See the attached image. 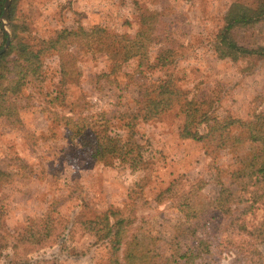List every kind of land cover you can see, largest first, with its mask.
<instances>
[{
	"label": "rangeland",
	"instance_id": "374dc122",
	"mask_svg": "<svg viewBox=\"0 0 264 264\" xmlns=\"http://www.w3.org/2000/svg\"><path fill=\"white\" fill-rule=\"evenodd\" d=\"M12 1L0 17V49L2 28L11 43L38 49L64 30L103 27L142 42L147 56L117 67L105 48L77 36L48 50L39 78L8 94L17 113L0 115V264H107L110 243L86 222L108 209L131 221L117 252L121 262L127 240L137 236L154 242L158 264H176V243L201 210L210 248L190 264H264V241L248 233L264 218V190L234 175L250 146L180 135L185 100L200 101L222 120L264 112V51L235 59L219 53L221 32L237 13L252 20L234 27L233 39L264 48V0H16L11 11ZM10 46L0 66L15 56ZM169 77L178 102L153 119L134 120L140 167L94 158L69 138L66 116L92 124L89 141L108 126L127 137L124 124L140 113L142 94L153 97L158 80ZM225 188L234 194L230 214L216 207Z\"/></svg>",
	"mask_w": 264,
	"mask_h": 264
},
{
	"label": "trees",
	"instance_id": "16d2710c",
	"mask_svg": "<svg viewBox=\"0 0 264 264\" xmlns=\"http://www.w3.org/2000/svg\"><path fill=\"white\" fill-rule=\"evenodd\" d=\"M6 0H0V17L3 14ZM16 0L12 1L10 10L14 7ZM252 16L247 13H237L229 19L226 26L221 32L222 46L219 49L221 57L238 58V55L263 53L264 48L260 51L246 48L239 45L232 37V29L241 24L251 23ZM1 25V22H0ZM4 39H7V32L1 29ZM82 36L87 45L92 47L93 43L97 46L105 48L111 58L114 59V66H120L122 62L128 61L133 57L139 59L146 58L142 42L130 44V40L121 36L112 37L106 33L103 27H95L88 30H64L43 45L36 49L33 46L22 42L13 41L10 49L15 53L0 66V80L6 79L7 83L0 82V115L11 117L16 112V107L9 98V93H19L25 85L39 78L42 68V57L50 49L61 50L65 45L64 41L70 38ZM112 37V39H111ZM126 40V42H125ZM118 43L119 45H115ZM4 55V54H3ZM2 55V56H3ZM164 66V63L162 64ZM115 68V67H114ZM64 71V68L62 69ZM114 70V69H113ZM11 74V75H9ZM9 75V76H7ZM157 89L153 97L146 94L148 90L142 94L139 101L140 113L134 115L130 121L124 126L127 127L128 135L123 137L121 134L113 133L111 127H105L101 133H93L92 141L87 138L88 131L91 132L92 124L86 118L66 116L65 124L68 127L69 138L74 141H82L83 145L89 149L88 153L94 158L109 161L108 159H116L119 163H128L132 168H138L144 162L141 144H137L133 137L135 136L134 126L135 119L138 116L142 119H153L161 113L165 112L179 100L181 92H179L171 83V78L159 79ZM146 89V88H145ZM146 94V97H145ZM182 113L185 115V124L181 130V137L193 140H204L206 138L218 137L220 145L228 143L232 144H248L250 151L243 161L240 169L234 171L237 179H250L253 183L259 185L264 190V112L258 113L254 119L244 121L240 118L229 117L220 119L213 116L209 110L202 108V103L198 100H185L181 107ZM201 126L205 127L201 130ZM240 131V133H234ZM96 132V131H95ZM221 138V139H220ZM229 139V140H228ZM228 140V141H227ZM227 141V142H226ZM234 194L229 188L221 189L216 201V207L224 214H230L233 211ZM198 220L195 222L191 233L180 236L177 241V258L176 264H190L189 260L199 255L205 256L209 252V244L205 239L209 218H204L201 210H196ZM195 213V212H194ZM196 218V219H197ZM131 223L128 217L120 216L119 212L108 209L97 215L95 218L86 222L87 229L101 239H107L110 243L109 261L107 264H158L155 260L157 251L152 240L144 241L137 236H133L126 242V253L124 261L121 262L117 256L120 246L125 241L128 233V226ZM200 230L203 236H198ZM257 239L264 241V218L252 230L248 231Z\"/></svg>",
	"mask_w": 264,
	"mask_h": 264
},
{
	"label": "water",
	"instance_id": "95a60500",
	"mask_svg": "<svg viewBox=\"0 0 264 264\" xmlns=\"http://www.w3.org/2000/svg\"><path fill=\"white\" fill-rule=\"evenodd\" d=\"M10 0H7L6 5H5V10H4V16H7V8H8V4H9ZM7 41L6 44L3 48L0 49V55H2L10 46L11 43V36L9 35V33L7 32Z\"/></svg>",
	"mask_w": 264,
	"mask_h": 264
},
{
	"label": "clouds",
	"instance_id": "9594fccd",
	"mask_svg": "<svg viewBox=\"0 0 264 264\" xmlns=\"http://www.w3.org/2000/svg\"><path fill=\"white\" fill-rule=\"evenodd\" d=\"M222 264H223V262H222Z\"/></svg>",
	"mask_w": 264,
	"mask_h": 264
}]
</instances>
